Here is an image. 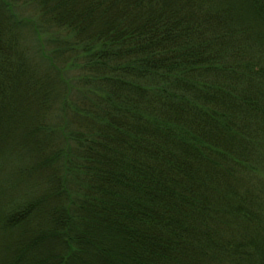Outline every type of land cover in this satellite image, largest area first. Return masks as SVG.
Instances as JSON below:
<instances>
[{
	"label": "trees",
	"instance_id": "obj_1",
	"mask_svg": "<svg viewBox=\"0 0 264 264\" xmlns=\"http://www.w3.org/2000/svg\"><path fill=\"white\" fill-rule=\"evenodd\" d=\"M0 0V264H264V0Z\"/></svg>",
	"mask_w": 264,
	"mask_h": 264
},
{
	"label": "rangeland",
	"instance_id": "obj_2",
	"mask_svg": "<svg viewBox=\"0 0 264 264\" xmlns=\"http://www.w3.org/2000/svg\"><path fill=\"white\" fill-rule=\"evenodd\" d=\"M12 1H13V4H14L16 11H18V12H22L25 14L27 13V15H29V12L31 13L33 11L32 8H29V7L25 6L26 4L25 5L23 4V2H24L23 0H12Z\"/></svg>",
	"mask_w": 264,
	"mask_h": 264
}]
</instances>
